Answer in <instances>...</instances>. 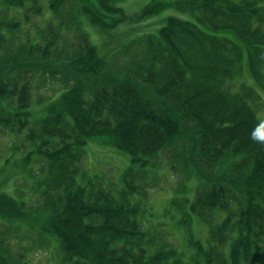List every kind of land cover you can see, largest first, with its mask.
Returning <instances> with one entry per match:
<instances>
[{
	"label": "trees",
	"instance_id": "1",
	"mask_svg": "<svg viewBox=\"0 0 264 264\" xmlns=\"http://www.w3.org/2000/svg\"><path fill=\"white\" fill-rule=\"evenodd\" d=\"M0 1L16 17H0V50L4 28L23 39L19 53L0 55V134L24 135L12 149L34 143L23 159L40 163L22 174L19 197L0 182V264H32L28 249L12 252L14 227L55 244L50 264H264V0H186L197 21L170 17L135 39L110 78L84 17L115 27L126 18L116 0ZM71 39L80 47L68 52ZM57 67L71 71L66 88L31 122L30 73ZM94 137L131 155L120 188L86 171ZM163 156L198 180L184 220L196 215L207 233L205 243L189 229L193 250L173 242L169 210L151 209Z\"/></svg>",
	"mask_w": 264,
	"mask_h": 264
},
{
	"label": "rangeland",
	"instance_id": "2",
	"mask_svg": "<svg viewBox=\"0 0 264 264\" xmlns=\"http://www.w3.org/2000/svg\"><path fill=\"white\" fill-rule=\"evenodd\" d=\"M116 2L122 7L126 14V18L123 22H120L115 27L103 28L97 25L91 24L87 21L86 16L84 29L89 33V37L92 42L98 46L99 54L103 55L108 65L106 67V73L110 77L112 74H118V71L125 67L130 56L126 49L129 44L138 46V40H135L147 33H156L163 25L166 24L170 17H178L190 21H197L198 9L188 10L186 0H116ZM2 1H0V17L5 19L16 18L15 12L7 13L3 7ZM2 7V8H1ZM7 16H4L5 14ZM6 32L7 42L5 47L0 50L1 57L6 52L19 53V48L22 45L21 32L13 33L7 32V29H3ZM26 27H23L25 32ZM18 36V38H17ZM68 52L72 48H79L80 44L73 43V39L69 40ZM76 45V46H75ZM64 46V44H63ZM62 46V47H63ZM16 53V54H17ZM5 57L6 54L4 55ZM66 61V57L62 61L55 60V64ZM50 71L52 69H49ZM55 71V70H54ZM71 71L66 70V67H57V71L54 75L50 72L43 74L42 72H31L30 78L32 79L33 86V103L31 108L32 115L30 116L31 122H36L44 117L48 113L47 106L61 94L66 88V79ZM72 78L69 77V81ZM259 89V88H257ZM262 93V92H261ZM149 97V92L145 93ZM53 99V100H52ZM52 100V101H51ZM258 116L261 123L264 126V94H261V99L258 101ZM193 128L192 124L189 125ZM28 127L25 128L24 133L27 132ZM19 136V137H18ZM8 135L4 136L0 134V182L4 190L9 192L13 196L19 197V188H27L29 185L25 181L22 174H27L28 170L33 169L34 175L40 167V163L37 156L31 155V160L25 162L23 156L25 152L30 151L35 145L23 148H13V144L20 142L24 135ZM104 137H94L89 139L84 146L85 157L84 167L88 174L101 176L107 184L116 183V187L122 186V176L125 171L131 166V155L114 145L108 144ZM10 156L7 158V155ZM36 154V153H34ZM163 161L161 167L159 180L157 186L152 189L150 195V203L152 211L155 215L163 212L167 209L169 212L167 216H170L167 220V228L172 232L173 242L182 250L189 248L193 250L189 241H193L188 231L191 228L195 238H201L206 243L207 229L205 225L198 220L197 216L193 217V220L188 223V220H184V212L189 210L190 202L195 198V185L198 184V180L191 168L181 172L182 170H173L170 168L168 158L163 156L160 158ZM161 163V162H160ZM2 169V170H1ZM16 188L18 189L16 191ZM21 194V192H20ZM183 197H188L189 201L184 202ZM36 197L32 196L28 201V207L34 206ZM184 205V208H183ZM166 216V217H167ZM151 219H154L151 217ZM170 220V221H169ZM155 221H158L155 219ZM171 222V224H170ZM11 237L12 252L16 250L28 249L27 255L30 262L33 264L35 261L38 263L44 262L47 264L53 263L57 257L55 253V244L51 242L48 246L43 247L38 241V233L32 229H20L11 228L9 231ZM200 235V236H199ZM194 238V239H195ZM187 243V245H186ZM188 246V247H187ZM186 251V250H185Z\"/></svg>",
	"mask_w": 264,
	"mask_h": 264
}]
</instances>
